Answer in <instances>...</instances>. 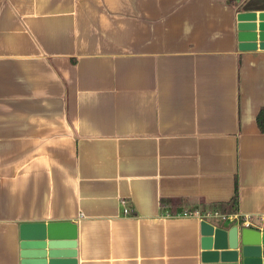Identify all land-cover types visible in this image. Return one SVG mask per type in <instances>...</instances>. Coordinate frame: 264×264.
<instances>
[{
    "label": "crops",
    "instance_id": "crops-1",
    "mask_svg": "<svg viewBox=\"0 0 264 264\" xmlns=\"http://www.w3.org/2000/svg\"><path fill=\"white\" fill-rule=\"evenodd\" d=\"M243 10L264 0H0V264L50 222L75 225L77 264H202L181 213L236 190L228 214L264 231V49H239Z\"/></svg>",
    "mask_w": 264,
    "mask_h": 264
},
{
    "label": "water",
    "instance_id": "water-1",
    "mask_svg": "<svg viewBox=\"0 0 264 264\" xmlns=\"http://www.w3.org/2000/svg\"><path fill=\"white\" fill-rule=\"evenodd\" d=\"M236 29L240 50L264 49V11L238 12ZM200 236L202 264H264V231L225 219L201 220ZM19 248L20 264H77L75 225L23 224Z\"/></svg>",
    "mask_w": 264,
    "mask_h": 264
},
{
    "label": "built area",
    "instance_id": "built-area-1",
    "mask_svg": "<svg viewBox=\"0 0 264 264\" xmlns=\"http://www.w3.org/2000/svg\"><path fill=\"white\" fill-rule=\"evenodd\" d=\"M121 203L123 205V213L126 214L129 212V208L126 205V201L125 200H121ZM183 216H194V217H198L200 220H207L210 218H218V219H225L228 221H234L236 220V222H239V217L237 214H225V213H221L217 210L214 211H210V210H205V211H198V210H184L181 213ZM208 221V220H207ZM242 225L244 226H249L247 221H240Z\"/></svg>",
    "mask_w": 264,
    "mask_h": 264
},
{
    "label": "trees",
    "instance_id": "trees-1",
    "mask_svg": "<svg viewBox=\"0 0 264 264\" xmlns=\"http://www.w3.org/2000/svg\"><path fill=\"white\" fill-rule=\"evenodd\" d=\"M256 125H257L258 130L261 133H264V105L259 108L256 114ZM237 200H238V195H237V190H236L233 198L231 199L229 203V206L228 205L222 206V209H220L221 210L220 212L226 213V214L235 212L237 210L236 209ZM239 222H240V219H239Z\"/></svg>",
    "mask_w": 264,
    "mask_h": 264
}]
</instances>
